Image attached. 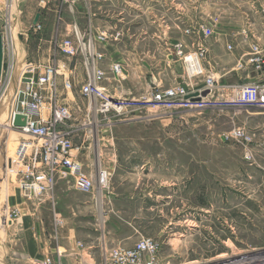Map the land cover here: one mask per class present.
I'll return each mask as SVG.
<instances>
[{"label":"rangeland","instance_id":"1","mask_svg":"<svg viewBox=\"0 0 264 264\" xmlns=\"http://www.w3.org/2000/svg\"><path fill=\"white\" fill-rule=\"evenodd\" d=\"M225 1L80 0L65 5L48 0L40 4L45 19L40 21L35 42L47 38L44 48L50 49L49 65L55 68L53 58L63 56L61 41L71 37L64 36L61 20H65L95 51L105 43L129 48L138 39L139 49L154 52L161 64L158 69L167 70L172 62L164 63L165 44L171 48L170 42L174 45L183 40L191 48L210 38L201 35L202 28L213 34L235 16L251 13L245 0ZM47 7L57 14L46 12ZM88 13L93 16L88 18ZM186 30L193 35H185ZM102 34L106 41L100 40ZM179 69L173 64L172 76ZM172 76L160 80L170 83ZM58 78L56 75L58 102L69 106L63 99L66 93L70 97V91L63 90ZM87 104L84 99L80 106L87 115L81 120L77 118L80 109L77 114L71 110L72 121L64 131L72 144L86 133L87 142L109 151L105 152L108 185L98 194L102 221L98 195L76 192L67 178L55 177L44 203L26 202L29 210L25 207L24 214L30 215L9 227L7 201L17 189L5 162L14 158L21 137L3 131L0 228L6 238L3 241L14 244L8 254L20 252L17 238L25 224L39 220L40 241L49 248L44 261L49 259L50 264H64L69 258L73 264H86L81 251L91 246L95 264H110L107 252L129 248L141 238L158 244L160 264H264V109L127 111L123 116L110 111L97 116L88 112ZM1 113L0 119L5 120ZM233 127H243L253 136L249 147L221 139ZM2 134L10 138L8 150ZM246 153L250 161L245 160ZM21 243L26 251L24 235Z\"/></svg>","mask_w":264,"mask_h":264},{"label":"built area","instance_id":"2","mask_svg":"<svg viewBox=\"0 0 264 264\" xmlns=\"http://www.w3.org/2000/svg\"><path fill=\"white\" fill-rule=\"evenodd\" d=\"M59 1L65 5H73L80 0ZM19 6L20 0H4L0 9L3 52L0 111L9 96L11 85L15 89L10 103H6V120L4 124H0V134L9 131L21 137L14 158H8L5 162L6 172L14 179L23 202L36 205L44 203L55 177L67 178L76 192L101 194L108 185L107 171L90 173L72 158L71 152L75 148L64 131L72 121V112L69 106L58 102L55 83L57 70L46 65L39 74L36 66L25 61L18 33L21 18ZM261 14L264 15V8L261 9ZM31 29L34 33L41 31L40 23L34 24ZM200 32L205 38L212 35L207 27ZM193 33L185 31V35ZM100 40L106 41V35L102 34ZM59 48L68 58L83 55L86 79L80 87V94L88 102L87 110L90 114L98 116L111 111L117 116H123L127 111H202L223 107L264 109V79L222 85L206 65V51L198 46L188 48L184 41L175 43L172 48L173 57L182 69L179 82L164 89L148 90L138 97H115L102 87L106 76L96 67V61L101 59V55L95 53L90 41H83L75 26L72 27L71 37L62 40ZM227 49L231 50V46H227ZM246 67L251 68L254 73L264 72V43L251 44L247 55L236 63L237 70ZM110 74L112 78H122L119 63L111 66ZM71 89L70 80H64L63 90ZM16 115L21 116L24 126L13 125ZM252 137L243 127H233L221 135V139L244 148L250 146ZM250 159V155L246 153L245 160ZM17 217V210L7 213L8 221L16 220ZM157 253L156 242L141 238L129 248L112 249L105 257L110 264H160ZM44 264H50L49 259Z\"/></svg>","mask_w":264,"mask_h":264},{"label":"crops","instance_id":"3","mask_svg":"<svg viewBox=\"0 0 264 264\" xmlns=\"http://www.w3.org/2000/svg\"><path fill=\"white\" fill-rule=\"evenodd\" d=\"M46 1L48 0H20L19 6L21 18L18 24V33L21 49L25 53V61L36 66L39 74L43 71L44 66L49 65V60H51L49 57L50 49L46 51L44 48L45 43H47V38L38 39V42H35L37 41V38H35L37 34L32 31L31 27L34 25L33 22L36 16H38L37 23L45 19L42 14V9L44 8L40 6V4L44 5ZM184 1L189 2V0ZM3 2L4 0H0V9ZM215 2L226 3L225 0H215ZM245 2L248 7H250V14L241 17L235 16L227 26L221 27L220 30H214L210 38L203 39L202 42H197L196 45H192L194 47H202L206 51V65L215 74L217 81L222 85H237L256 79H264V72L261 74L254 73L249 67L243 70L236 69V63L247 55L251 44L257 43L263 45L264 43V15L261 14V9L264 8V0H245ZM46 12H54V14H57V10H51L48 7L46 8ZM87 15L88 18L93 16L89 13ZM61 23L62 29L65 32L64 36H71V23L65 20H61ZM148 39L153 41L155 40V36H148ZM170 43L168 45H171V48L167 47V44L164 45L166 47L163 49V56L165 58L164 63L167 64L168 62H172V66L173 64H177V66L181 68L180 64L173 57V45ZM227 46H231V50H228ZM95 53L101 55V59L96 61V67L103 71L106 76V80L103 81L102 87L115 97H138L148 90L169 87L179 82L181 77V69H179V72L175 76H172V66H169L170 69L168 68L167 70L158 69L161 64L157 62L156 57H154V52L152 53L150 50L146 52L139 49L138 39H135L133 41V46L129 48L122 47L120 44L109 46L105 43L97 48ZM45 54L48 55L45 56ZM52 61L58 72V80L62 83V86L66 79H69L72 83L70 97L69 94L66 93V98L63 100L67 101L75 114H77V109H80V114H77V118L81 120L82 116H87L80 108L84 100L80 94V87L86 79V68L84 66L83 55H77L73 58H68L63 55L61 58H53ZM115 63H119L121 66V79L112 78L110 74V68ZM164 75L172 76L170 77V83H163L160 80ZM2 137L4 142L2 144L7 149L10 138L5 139L3 134ZM73 146L75 150L71 152L72 158L80 162L83 166H88V168L86 167V171L94 174L97 170H108L106 167L107 155L105 152L109 151H103L105 148H97L96 145L87 142L86 133L83 134L79 142H73ZM137 188L138 184L135 185L134 192H137ZM161 188L165 189V184L161 186ZM15 192V196H9L7 201V205L10 209L8 210V207L6 208L8 212L17 210L18 217L16 220L9 221V227L16 225L18 218L21 219L24 216L30 215L29 212L28 214H24V212H26L24 210L25 207L29 210L28 204L23 202L21 197H19L17 190ZM86 195L95 197L96 194ZM38 222L39 220H37L36 223H26L23 227L24 229L20 234V238H17L18 245L20 246V252L18 253H12L11 251L10 254H8L10 251L9 246L14 244L9 245L8 240L3 241V239L6 238H3L4 230L0 228V264H39L44 261L49 248L46 242L40 241V234L38 233L40 230V223ZM23 235L26 251H24L23 244L21 243L23 241ZM69 243L71 247V240H69ZM91 247L81 251V255L86 264H95V259L92 255L93 251L89 250ZM73 263L74 261L72 258L64 261V264Z\"/></svg>","mask_w":264,"mask_h":264},{"label":"bare ground","instance_id":"4","mask_svg":"<svg viewBox=\"0 0 264 264\" xmlns=\"http://www.w3.org/2000/svg\"><path fill=\"white\" fill-rule=\"evenodd\" d=\"M13 83V82H12ZM14 86L13 85H11V87H10V89H9V96L5 99V101H4V103H3V105H2V107H1V111H0V113L1 112H4L5 113V111H6V106L10 103V101H11V98L13 97V95H14ZM9 99V100H8ZM6 103H8V104H6ZM2 114V113H1ZM4 119H5V116H4ZM6 120V119H5ZM5 120H1L0 119V124H4L5 123ZM14 133V132H13ZM17 134V133H16ZM100 164V163H99ZM7 175H8V173H7ZM100 195V194H99ZM98 195V198H97V205H98V210H100L99 211V221L101 222L102 221V218H100V215H101V208H100V196Z\"/></svg>","mask_w":264,"mask_h":264},{"label":"water","instance_id":"5","mask_svg":"<svg viewBox=\"0 0 264 264\" xmlns=\"http://www.w3.org/2000/svg\"><path fill=\"white\" fill-rule=\"evenodd\" d=\"M38 20V16L35 17L34 19V24L37 23ZM2 58H3V52H2V37L0 35V76H1V71H2ZM206 93H203V95H205ZM13 125L15 127H19V126H24V122L21 121V116L20 115H16L13 121Z\"/></svg>","mask_w":264,"mask_h":264}]
</instances>
